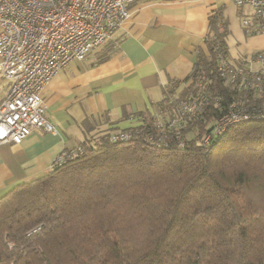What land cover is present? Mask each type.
Here are the masks:
<instances>
[{"label":"trees","instance_id":"obj_1","mask_svg":"<svg viewBox=\"0 0 264 264\" xmlns=\"http://www.w3.org/2000/svg\"><path fill=\"white\" fill-rule=\"evenodd\" d=\"M262 24L251 18L245 30ZM209 27L189 76L164 89L185 96L203 75L223 106H264V89L245 94L220 76L226 24L213 15ZM217 113L208 107L187 123L182 146H154L142 137L155 127L143 111L141 135L87 136L61 164L12 187L0 196V264H264V118L203 144Z\"/></svg>","mask_w":264,"mask_h":264},{"label":"crops","instance_id":"obj_2","mask_svg":"<svg viewBox=\"0 0 264 264\" xmlns=\"http://www.w3.org/2000/svg\"><path fill=\"white\" fill-rule=\"evenodd\" d=\"M127 7L128 16L109 41L68 62L43 88L54 130H33L19 143L0 144V196L50 171L60 151L85 137L137 124L131 117L153 109L164 85L181 84L197 51L206 52L213 15L226 24L230 61L264 50V21L259 31L248 33L242 19L252 18V11L232 0H138ZM6 85L0 74V100Z\"/></svg>","mask_w":264,"mask_h":264},{"label":"built area","instance_id":"obj_3","mask_svg":"<svg viewBox=\"0 0 264 264\" xmlns=\"http://www.w3.org/2000/svg\"><path fill=\"white\" fill-rule=\"evenodd\" d=\"M132 1L138 0H0V74L7 80L0 100V144L19 143L33 130H54L46 118L43 88L68 62L82 59L109 40L128 16L127 5ZM232 1L237 6L247 5L252 18L264 21V0ZM242 23L248 27L251 18L244 17ZM217 69L227 85L244 89L245 94H261L264 89L261 52L246 55L237 63L218 54ZM188 82L194 91L179 96L178 91L165 87L161 100L149 111L155 127L142 134L147 144L162 146L174 140L182 146V128L200 118L208 107L218 113L209 121L203 144L233 123L264 118L262 105L231 99L223 106L222 96L209 88L203 75ZM131 118L138 122L135 127L110 133V140L126 141L141 135L142 114ZM79 150V146L63 149L52 164H61Z\"/></svg>","mask_w":264,"mask_h":264},{"label":"rangeland","instance_id":"obj_4","mask_svg":"<svg viewBox=\"0 0 264 264\" xmlns=\"http://www.w3.org/2000/svg\"><path fill=\"white\" fill-rule=\"evenodd\" d=\"M107 41H109V40H107ZM104 43H105V42H104ZM104 43H103V44H104Z\"/></svg>","mask_w":264,"mask_h":264}]
</instances>
